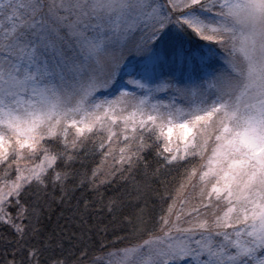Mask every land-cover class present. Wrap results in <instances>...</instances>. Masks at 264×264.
Returning a JSON list of instances; mask_svg holds the SVG:
<instances>
[{
    "label": "snow or ice",
    "instance_id": "snow-or-ice-1",
    "mask_svg": "<svg viewBox=\"0 0 264 264\" xmlns=\"http://www.w3.org/2000/svg\"><path fill=\"white\" fill-rule=\"evenodd\" d=\"M0 245L264 264V0H0Z\"/></svg>",
    "mask_w": 264,
    "mask_h": 264
},
{
    "label": "trees",
    "instance_id": "trees-1",
    "mask_svg": "<svg viewBox=\"0 0 264 264\" xmlns=\"http://www.w3.org/2000/svg\"><path fill=\"white\" fill-rule=\"evenodd\" d=\"M101 162V157L99 155H97L94 159V161L90 162V168L94 167L95 164H99ZM110 163V162H109ZM170 182H171V178H170ZM55 219V218H53ZM9 258H10V254H9ZM4 259V251H3V246L0 245V264H2V261Z\"/></svg>",
    "mask_w": 264,
    "mask_h": 264
}]
</instances>
